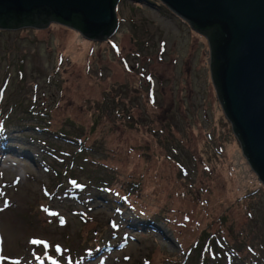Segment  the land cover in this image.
Masks as SVG:
<instances>
[{
    "label": "rangeland",
    "instance_id": "374dc122",
    "mask_svg": "<svg viewBox=\"0 0 264 264\" xmlns=\"http://www.w3.org/2000/svg\"><path fill=\"white\" fill-rule=\"evenodd\" d=\"M116 15L107 40L0 28V264H264L207 39L159 0Z\"/></svg>",
    "mask_w": 264,
    "mask_h": 264
},
{
    "label": "water",
    "instance_id": "95a60500",
    "mask_svg": "<svg viewBox=\"0 0 264 264\" xmlns=\"http://www.w3.org/2000/svg\"><path fill=\"white\" fill-rule=\"evenodd\" d=\"M202 34L210 76L243 155L264 186V0H159ZM117 0H0V28L55 21L92 40L116 29Z\"/></svg>",
    "mask_w": 264,
    "mask_h": 264
},
{
    "label": "trees",
    "instance_id": "16d2710c",
    "mask_svg": "<svg viewBox=\"0 0 264 264\" xmlns=\"http://www.w3.org/2000/svg\"><path fill=\"white\" fill-rule=\"evenodd\" d=\"M235 251L238 253V256L242 259V264H252L249 261L251 250L246 244H242L240 245V247L235 248Z\"/></svg>",
    "mask_w": 264,
    "mask_h": 264
},
{
    "label": "snow or ice",
    "instance_id": "6c2138e0",
    "mask_svg": "<svg viewBox=\"0 0 264 264\" xmlns=\"http://www.w3.org/2000/svg\"><path fill=\"white\" fill-rule=\"evenodd\" d=\"M8 206V202L7 201H5V207H7ZM0 243H2V241H0ZM31 243L32 244H44V243H46L45 241H42V240H37V239H33L32 241H31ZM51 258V257H50ZM6 259H8L7 257H2V256H0V260H6ZM17 264H18V262H17ZM54 264H60V261H58V260H54Z\"/></svg>",
    "mask_w": 264,
    "mask_h": 264
}]
</instances>
